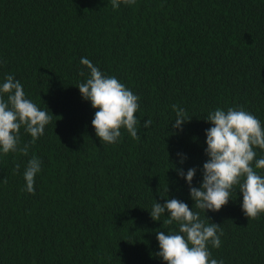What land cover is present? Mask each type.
Wrapping results in <instances>:
<instances>
[{"label":"trees","instance_id":"1","mask_svg":"<svg viewBox=\"0 0 264 264\" xmlns=\"http://www.w3.org/2000/svg\"><path fill=\"white\" fill-rule=\"evenodd\" d=\"M82 57L140 98L139 140L123 128L114 144L96 136V109L76 87L88 76ZM9 74L54 116L28 157L0 153V264H164L156 231L178 226L151 218L155 200L178 199L206 219L171 169L196 168L200 186L204 118L243 107L264 126V0H136L115 10L111 0H0V83ZM172 105L193 117L183 131L172 128ZM20 138L31 140L23 128ZM33 154L42 163L30 194L23 172ZM242 199L236 186L219 212H206L223 231L209 251L224 264H264V213L248 219Z\"/></svg>","mask_w":264,"mask_h":264},{"label":"clouds","instance_id":"2","mask_svg":"<svg viewBox=\"0 0 264 264\" xmlns=\"http://www.w3.org/2000/svg\"><path fill=\"white\" fill-rule=\"evenodd\" d=\"M121 2L133 5L136 0H111L112 8H119ZM80 63L87 68L88 76L76 87L82 98L96 109L92 120L96 136L102 142L114 144L121 137L123 128L134 140H139L136 113L140 98L115 76L102 73L87 57H82ZM80 75L85 73L81 71ZM172 108L176 113L172 128L183 131V125L193 117L188 118L185 109L178 105H172ZM49 113L48 108L41 110L26 98L19 80L7 75L0 83V153H19L28 157L30 148L52 121L54 115ZM204 120L212 126L206 130L205 154L208 159L203 164L200 186H192L196 168H189L185 173L172 164L171 169L186 180L195 208L203 211L206 219L201 218L199 211H193V207L190 209L188 204L175 198H165L164 204L155 200L149 211L154 221H160L164 216L163 225L178 226V230L156 231L159 251L155 255L162 258L164 264H224L223 260L213 258L209 251V244L217 249L221 246L223 231L220 225L210 222L206 212H219L227 205L234 187L238 186V192L242 194V210L248 219H256L264 213V175L257 171L264 170V155L257 158L256 152V149L264 152L261 121L243 107H230L227 111L216 108ZM152 123L147 119L143 127L149 128ZM21 128L31 136L28 143H21ZM186 159V156L182 157L180 163ZM41 163L33 154L25 165L26 186L23 190L30 194H35V177L41 171ZM20 167L16 163L14 172L18 173Z\"/></svg>","mask_w":264,"mask_h":264}]
</instances>
